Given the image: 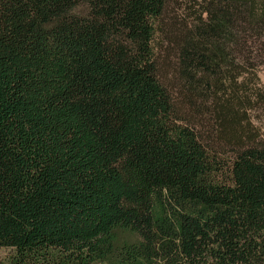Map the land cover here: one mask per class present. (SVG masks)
Masks as SVG:
<instances>
[{
    "label": "trees",
    "instance_id": "obj_1",
    "mask_svg": "<svg viewBox=\"0 0 264 264\" xmlns=\"http://www.w3.org/2000/svg\"><path fill=\"white\" fill-rule=\"evenodd\" d=\"M180 1L170 90V0H0V264H264V0Z\"/></svg>",
    "mask_w": 264,
    "mask_h": 264
},
{
    "label": "rangeland",
    "instance_id": "obj_2",
    "mask_svg": "<svg viewBox=\"0 0 264 264\" xmlns=\"http://www.w3.org/2000/svg\"><path fill=\"white\" fill-rule=\"evenodd\" d=\"M186 5L180 0H170L158 29L156 46L159 55L160 78L170 90H175L176 84L173 69L175 60L171 41L175 40L177 31L189 25L193 19L192 10ZM257 73L264 81V70L259 69ZM253 79L257 82V77L254 76ZM259 116L261 126L257 127L264 130V112L260 113ZM6 255L7 251L2 250L0 252L1 257Z\"/></svg>",
    "mask_w": 264,
    "mask_h": 264
}]
</instances>
